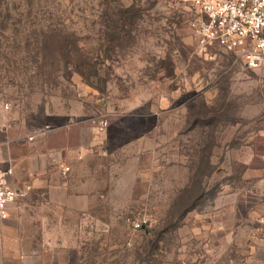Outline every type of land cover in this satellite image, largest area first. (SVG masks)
<instances>
[{"label": "rangeland", "instance_id": "1", "mask_svg": "<svg viewBox=\"0 0 264 264\" xmlns=\"http://www.w3.org/2000/svg\"><path fill=\"white\" fill-rule=\"evenodd\" d=\"M192 16L184 0H0V127L56 154L59 184L69 164L73 192L14 205L0 264H264V64L201 45Z\"/></svg>", "mask_w": 264, "mask_h": 264}, {"label": "built area", "instance_id": "2", "mask_svg": "<svg viewBox=\"0 0 264 264\" xmlns=\"http://www.w3.org/2000/svg\"><path fill=\"white\" fill-rule=\"evenodd\" d=\"M193 11L188 25L204 46L215 45L233 54L242 64L251 69L264 64V0H184ZM108 120L99 122L100 130L106 129ZM71 167L60 164V172L68 176ZM11 167L0 165V224L10 216L14 205L23 201L29 187H14L9 176ZM133 229L144 228L147 217L132 219Z\"/></svg>", "mask_w": 264, "mask_h": 264}, {"label": "crops", "instance_id": "3", "mask_svg": "<svg viewBox=\"0 0 264 264\" xmlns=\"http://www.w3.org/2000/svg\"><path fill=\"white\" fill-rule=\"evenodd\" d=\"M30 140H32V136H30ZM18 141L19 139L12 131L0 127V165L3 168H12L13 174L9 176L10 183L14 187H29V197L37 194L36 198H40V194L47 193L50 204L70 207L69 200L72 198L73 192L69 190L71 181L69 176H63V180L59 184L56 178H52L50 175L49 164L57 162V155L53 156L49 148L43 150V146H39L33 141L24 140L22 145ZM64 157V154L60 155V159ZM57 186H60L63 191L62 198H58L52 192V189ZM252 189L255 193L254 199L257 197L256 200L260 202H258L259 212L264 214V208L261 210L264 207V172L257 175L255 186Z\"/></svg>", "mask_w": 264, "mask_h": 264}]
</instances>
